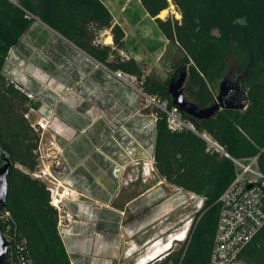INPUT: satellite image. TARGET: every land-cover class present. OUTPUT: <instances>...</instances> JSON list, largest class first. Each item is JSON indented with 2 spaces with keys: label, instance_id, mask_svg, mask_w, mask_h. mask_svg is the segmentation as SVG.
Returning <instances> with one entry per match:
<instances>
[{
  "label": "trees",
  "instance_id": "16d2710c",
  "mask_svg": "<svg viewBox=\"0 0 264 264\" xmlns=\"http://www.w3.org/2000/svg\"><path fill=\"white\" fill-rule=\"evenodd\" d=\"M147 12L161 26L169 20L157 16L172 3L182 15L175 19L169 39L177 47L169 80L147 74L143 91L161 94L173 105L169 82L187 72L184 92L200 107L215 102L221 83L245 74L247 99L242 109H221L209 118L198 119L183 112L198 132L211 134L237 158L258 155L264 172V114L260 125L253 101L264 110V0H142ZM33 17L54 28L75 46L112 72L138 70L133 58L125 59L126 32L100 2L78 0H0V156L12 161L8 175L6 211L19 235L28 242L30 255L39 264H72L58 228V211L51 204L47 185L33 176L40 160V130L27 114L37 104L3 71L12 48L28 31ZM166 29V28H165ZM110 31L113 45L99 41ZM212 49L214 54L205 57ZM105 53L114 58L107 59ZM246 101L247 104H246ZM145 112L158 115L154 142V166L167 182L204 197L188 238L160 259L148 264H209L220 209L219 197L235 176L233 161L216 151L195 131H172L165 113L157 106ZM192 237L190 239V236ZM251 264H264V227L243 251Z\"/></svg>",
  "mask_w": 264,
  "mask_h": 264
},
{
  "label": "rangeland",
  "instance_id": "374dc122",
  "mask_svg": "<svg viewBox=\"0 0 264 264\" xmlns=\"http://www.w3.org/2000/svg\"><path fill=\"white\" fill-rule=\"evenodd\" d=\"M78 1L91 5L97 1L109 10L127 35V51L120 54L125 59L133 58L139 64L138 70L111 72L105 62L91 57L41 19L33 17L32 25L19 44L10 50L3 71L37 104L28 113L31 123L42 115L51 117L53 129L42 132L40 146L44 152L51 150L48 162L53 173L65 180V185L70 188L69 194L74 195L64 199L62 228H66V234H86L99 228L113 237L118 218L112 213L108 219L105 200L110 198L111 209L115 210L119 205L117 194L121 186L128 187L130 196L136 189H141V184H145L146 189L142 174L156 176L148 186H154L160 180L153 162L155 118L158 115L147 113L145 109L158 107L153 98H167L161 94H147L142 87L147 74L164 81L171 79L173 54H176L177 47L170 41L169 34L175 33L174 20H181L182 15L171 3L157 16L169 20L161 26L157 18L147 12L142 0ZM99 41L112 46L110 31H105ZM213 54L210 48L204 56ZM104 56L114 58L108 53ZM251 105L258 118L255 124L259 126L263 106L256 101ZM248 157L251 156L245 158ZM114 174L119 175L118 178L137 174L139 179H128L125 186L123 178H115ZM165 189L167 194L173 192ZM183 191L178 194L180 200L165 211L160 205L162 197L145 203L141 214L145 221L141 245L129 259L121 262L122 258L117 255L112 264L138 263L154 241H166L193 223L202 209L198 207L200 198ZM130 217L128 213V221ZM183 242L175 241L173 248ZM88 260L83 264H90Z\"/></svg>",
  "mask_w": 264,
  "mask_h": 264
},
{
  "label": "built area",
  "instance_id": "2783aa9c",
  "mask_svg": "<svg viewBox=\"0 0 264 264\" xmlns=\"http://www.w3.org/2000/svg\"><path fill=\"white\" fill-rule=\"evenodd\" d=\"M29 97L31 98L30 95ZM152 101L165 113L168 127L172 131L189 129L198 132L194 123L183 115L178 106L174 104L169 106L166 100L153 98ZM49 116L42 115L39 120L32 123L37 130H40L41 138L44 135L42 132L52 127ZM27 117L29 118L28 114ZM157 119L155 118V121ZM198 133L206 141L207 151L220 152L229 157L235 166L234 179L218 200L220 209L209 264H251L243 257L242 253L264 227V172L259 166L258 155L248 158L234 157L211 134ZM50 151H42L39 143L38 154L42 166H38L32 174L41 179L50 191L51 204L58 211L59 232L66 246L65 238L68 233L66 234V228L61 226L62 211L65 208V197L68 198L70 195L73 198L74 195L73 193L69 194L70 188L65 185V180L56 177L53 173L51 164L48 162L52 156ZM177 188L183 190L180 187ZM191 193L192 197L200 198L198 207L202 208L204 197ZM0 224L3 227V235L9 242V264H39L30 255L27 239L19 235L8 211L2 212ZM191 226L192 223L184 227L183 239L179 241L187 240ZM66 249L70 255L67 246ZM71 263L77 264L72 259Z\"/></svg>",
  "mask_w": 264,
  "mask_h": 264
},
{
  "label": "crops",
  "instance_id": "0c3cea01",
  "mask_svg": "<svg viewBox=\"0 0 264 264\" xmlns=\"http://www.w3.org/2000/svg\"><path fill=\"white\" fill-rule=\"evenodd\" d=\"M158 176L160 177L158 183L154 186H148V183L152 181L151 179L156 176H152V173L142 174L141 180L147 183L146 189H144L145 184H141V189H136L135 193L132 192L130 196H128V187L123 188L121 186L117 194L119 205L115 206V210L111 209L110 198L105 200V205L107 206L105 212L107 213L108 219H110L112 213H116L118 218L114 224L115 236L112 237L104 229L99 228H93V230H89L86 234L69 232L65 238V243L69 249L71 259L77 264H83L86 262V259H89L90 264H112L111 261L117 255L122 258L121 262L133 256L141 245V231L144 228L143 224L145 222L141 218V214L145 203H150L152 198L159 199L162 197L160 199V205L164 209L163 211H165L169 207H173L176 201L180 200L181 193L184 192V189L179 190L177 186L167 182L159 174ZM114 177L118 178L119 175L114 174ZM138 177L135 174L128 178L120 177L118 179L123 178L122 181H125V186H127L129 181L138 180ZM73 180L77 181L75 178ZM165 188L173 192L167 194ZM175 194L177 195L175 196ZM128 213L131 214L130 221L127 219ZM135 264L137 263L135 262Z\"/></svg>",
  "mask_w": 264,
  "mask_h": 264
},
{
  "label": "water",
  "instance_id": "95a60500",
  "mask_svg": "<svg viewBox=\"0 0 264 264\" xmlns=\"http://www.w3.org/2000/svg\"><path fill=\"white\" fill-rule=\"evenodd\" d=\"M186 77L187 72L182 71L180 76L173 79L169 84V93L172 96L173 104L178 106L182 112L194 118L203 119L213 116L221 109H242L245 107V100L247 99L244 86L245 74L236 77L230 85L229 80H224L221 83L215 102L203 108L187 100L184 92ZM11 167L12 161L5 154H2L0 156V216L7 206L8 175ZM8 250L9 242L4 237L3 227L0 224V264H9Z\"/></svg>",
  "mask_w": 264,
  "mask_h": 264
},
{
  "label": "bare ground",
  "instance_id": "6f19581e",
  "mask_svg": "<svg viewBox=\"0 0 264 264\" xmlns=\"http://www.w3.org/2000/svg\"><path fill=\"white\" fill-rule=\"evenodd\" d=\"M111 37H109V41ZM184 228L172 234L166 241L156 240L152 243L150 250L140 257L137 264H148L153 260L162 257L166 252L172 249L174 242L182 240L184 235Z\"/></svg>",
  "mask_w": 264,
  "mask_h": 264
}]
</instances>
